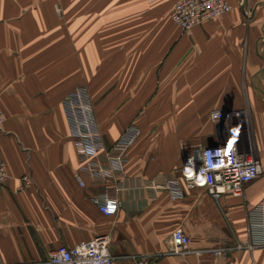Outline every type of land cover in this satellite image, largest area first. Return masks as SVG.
Wrapping results in <instances>:
<instances>
[{
    "label": "crops",
    "instance_id": "obj_1",
    "mask_svg": "<svg viewBox=\"0 0 264 264\" xmlns=\"http://www.w3.org/2000/svg\"><path fill=\"white\" fill-rule=\"evenodd\" d=\"M228 1L227 14L185 33L171 19L177 0H0V153L9 174L0 264H48L59 246L102 235L116 264H264V248H234L249 240L248 213L264 199V0ZM79 87L106 149L131 124L142 132L123 174L85 175L84 188L63 107ZM218 110L240 117L217 125ZM227 135L252 149L263 174L245 198L216 201L188 189L181 169L188 153ZM25 175L34 184L22 190ZM171 179L182 198L163 188ZM104 192L121 202L114 217L92 201ZM178 227L191 239L186 257L168 254ZM221 248L230 250L211 252Z\"/></svg>",
    "mask_w": 264,
    "mask_h": 264
},
{
    "label": "built area",
    "instance_id": "obj_2",
    "mask_svg": "<svg viewBox=\"0 0 264 264\" xmlns=\"http://www.w3.org/2000/svg\"><path fill=\"white\" fill-rule=\"evenodd\" d=\"M232 10L228 0H177L171 19L183 31L206 21L221 18ZM67 116L70 136L74 140L77 153L82 158V165L76 172L79 185L84 188V176L93 180H108L123 174L128 150L141 136V130L131 124L120 138L109 148L104 146L98 131V122L94 105L86 87L72 91L63 101ZM230 111H214L212 121L217 125L227 127L234 119L239 118ZM5 122L4 113L0 109V132ZM104 157L102 160L101 157ZM186 165L181 169V175L188 189H205L216 201L225 195L245 198V189L263 174L260 160L249 146L244 145L236 137L227 135L212 146L199 147L185 156ZM9 179L6 163L0 153V187ZM20 189H28L34 181L29 175L21 178ZM171 194L172 200L185 195L184 188L176 179L168 180L163 187ZM158 189V188H156ZM93 203L106 217H114L121 208L118 198L107 192L92 197ZM249 240L237 244L236 249L254 250L264 248V199L255 205L248 213ZM108 236H98L88 242L80 243L72 248L59 246L49 254L48 264H116L117 257L110 252ZM191 239L182 227L176 228L168 242V254L186 257L190 250ZM230 248L214 249V256L225 255ZM197 251L196 254H201ZM137 264H159L153 257H141Z\"/></svg>",
    "mask_w": 264,
    "mask_h": 264
},
{
    "label": "rangeland",
    "instance_id": "obj_3",
    "mask_svg": "<svg viewBox=\"0 0 264 264\" xmlns=\"http://www.w3.org/2000/svg\"><path fill=\"white\" fill-rule=\"evenodd\" d=\"M57 11H58V12L61 11L60 5L57 7ZM224 137H225V136H224Z\"/></svg>",
    "mask_w": 264,
    "mask_h": 264
},
{
    "label": "water",
    "instance_id": "obj_4",
    "mask_svg": "<svg viewBox=\"0 0 264 264\" xmlns=\"http://www.w3.org/2000/svg\"><path fill=\"white\" fill-rule=\"evenodd\" d=\"M209 146H212V144L209 145ZM183 164L186 165V160H185V158H184V160H183Z\"/></svg>",
    "mask_w": 264,
    "mask_h": 264
}]
</instances>
